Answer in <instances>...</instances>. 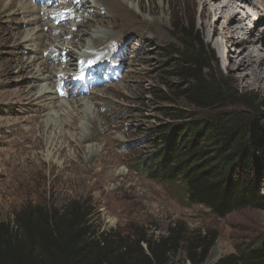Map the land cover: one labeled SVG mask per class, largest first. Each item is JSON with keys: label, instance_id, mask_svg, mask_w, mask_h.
I'll list each match as a JSON object with an SVG mask.
<instances>
[{"label": "rangeland", "instance_id": "obj_1", "mask_svg": "<svg viewBox=\"0 0 264 264\" xmlns=\"http://www.w3.org/2000/svg\"><path fill=\"white\" fill-rule=\"evenodd\" d=\"M7 1L0 0V7ZM116 1L119 3L120 0ZM137 1H123L132 9V17L124 18L114 14L112 19L113 12L107 9L109 19L105 18L104 8L95 4L94 0H88L91 8L83 16L99 21L110 29L96 25L85 29V34L79 31L76 37L73 35L75 42L84 39L83 46L72 49V56L63 60V67L66 71L72 69L71 63L77 64L80 56H88L89 46L98 47L96 39L102 38L99 43L106 41L105 35L109 31L112 36L117 35L119 40L124 41L125 69L123 66L122 80L100 88L108 95L83 98L74 96L77 105L69 103L66 94L62 93L65 80L56 86H62L57 94L60 102L55 100L56 93L51 90L53 81L56 84V75L62 72V57L58 60L60 65H54L52 82L36 78L39 69L37 62L40 59L35 58L36 66L32 72L15 67L18 59L30 61L42 51L43 46L38 53L35 52L38 47H35L34 39L26 44H23L22 39L35 33L41 21L53 27L52 32L58 30L60 33H54L62 35L67 31L75 33L77 21L74 20L73 24L63 23L61 28L54 27L53 21L48 19L27 25L25 21H9L13 7L6 13H0V223L11 224L15 212L26 206L63 209L69 202L76 201L89 213L91 230L96 233L131 235L140 231L143 235L157 238L166 236L170 227L180 226L190 236H208L214 243L204 264H214L234 252L237 245L251 247L260 244L264 252V178L261 207H247L231 211L224 217H216L203 205L186 203L183 189L179 185H168L151 179L140 170V166H136V163L149 159L157 144L156 131L165 123L173 122L174 110H181L184 114L196 112L175 93V79L170 77L171 69L165 60V54L176 49L178 26L188 23L196 30L203 42L214 51L215 59L211 64L213 71L222 74L235 88L264 94V81L259 85H249L239 79L238 73L231 74L232 69L224 64V49L220 46L224 41L219 35L222 19L217 23L216 32H212L210 27H204L200 7L198 4L192 5L193 0H140V5ZM109 4L106 2L108 8H111ZM263 5L264 0H260L259 7ZM95 7L97 15L92 14ZM29 8L33 10L34 6ZM121 9L118 11L121 12ZM220 10L221 4L216 5L215 11L219 13ZM254 12L251 10L252 15ZM17 13L13 16L26 20L36 11L24 15ZM73 14L79 13L75 9ZM237 17L239 19V15ZM144 20H155L158 23L155 25L160 29L148 27L143 24ZM230 28L234 30V26ZM251 28L258 29L255 34L264 44V14L263 20ZM18 29L23 34L21 38H17L15 33ZM78 29L84 30L83 27ZM120 30L124 32L116 34ZM69 37L64 36L63 39ZM50 42L59 43L56 39ZM252 44L248 43V46ZM254 44L264 46L259 41ZM130 61L132 64H129ZM118 73L116 65L105 67V82L102 85ZM69 74L73 72L69 71ZM98 80L97 74L88 73L86 85L92 87ZM111 84L113 86L110 87ZM22 90L23 93L28 90L31 93L22 99L18 96ZM43 92L52 97L41 101L44 106L48 105L45 110L34 100ZM80 103H83L82 107ZM75 109L79 113L83 111L90 118L99 109L101 133L106 137L102 135L96 141L95 138L83 139L81 141L85 148L79 147L78 139L70 137L69 128L64 123L69 119V114L75 115ZM81 122H85V119L77 120V126L71 129V133L73 130L76 134L80 132ZM54 125L62 131L59 132L60 128L54 130ZM82 129L85 131V124H82ZM62 133L67 135L66 140ZM23 136L26 137L24 141ZM36 140H41L43 145H36ZM30 143L35 146L29 148ZM58 147L63 150L61 153L56 151ZM62 168L66 169L61 171ZM181 256L178 260H181Z\"/></svg>", "mask_w": 264, "mask_h": 264}, {"label": "trees", "instance_id": "obj_2", "mask_svg": "<svg viewBox=\"0 0 264 264\" xmlns=\"http://www.w3.org/2000/svg\"><path fill=\"white\" fill-rule=\"evenodd\" d=\"M176 30V49L165 60L175 93L196 112L174 110L173 122L156 131L149 159L136 166L151 179L179 185L186 203L216 217L261 207L264 94L235 88L214 72V51L188 23ZM88 214L76 201L63 209L23 207L11 224L0 223V264H204L214 243L180 226L157 238L96 233ZM214 264H264V252L260 244L237 245Z\"/></svg>", "mask_w": 264, "mask_h": 264}, {"label": "bare ground", "instance_id": "obj_3", "mask_svg": "<svg viewBox=\"0 0 264 264\" xmlns=\"http://www.w3.org/2000/svg\"><path fill=\"white\" fill-rule=\"evenodd\" d=\"M60 1L63 2V0H60ZM123 1L120 0L119 3H117L116 0H113V2H111V0H109V1L108 0H94L95 4H97V5L99 4V6L101 8H104L105 16H106V17L105 16L104 17L109 18V19H110V16L107 14V9H109L110 11L113 12L112 13L113 18L111 17L112 19H114V14L118 17H121V16H123L124 18L132 17V14H131L132 9L129 8L127 3H124ZM259 1L260 0H193L192 1V5L198 4L200 7V18L202 20L203 26L204 27H210L212 32H216L217 23L220 19H222V22L220 25L221 29H220L219 35L224 40L223 43L220 45L224 49V54H222L224 64L226 67H230L232 69L231 74L232 73H238L239 79L245 81V83H247L249 85H259V84L263 83V81H264V46L261 47V46L254 44V42L259 41L260 45H262L263 41L261 40V38L257 37L255 34L256 31L258 32V29L257 28H254V29L251 28L255 24H259L263 20L264 5H263V7H259ZM18 2H19V0H8L2 7H0V13H6L10 7H13L11 9H14V11H12V15L11 14L9 15V21H14V22L25 21V22H27V25H30L33 23H39L41 20H43L42 16L38 15L39 9L33 8V10H31L29 8L31 5H29L30 3L28 0H24V1H21L19 3ZM106 2L110 3L109 7H111V8H108V6L106 5ZM20 3H22V4H20ZM137 3H138V5H140L141 1L138 0ZM218 4H221V10L219 13H217L215 11V6ZM56 5L57 4H55V6ZM190 6H191V4H190ZM117 7L122 8L121 12L118 11L119 8H117ZM90 8H91V5L88 4V0H83V1L82 0H67L65 10H64V14H67L69 16V18L77 21L76 26H78V27L77 28L75 27V30H74V31H76V30L77 31L75 33H69V31H67V32L63 33V35L62 34H55L54 32H52L53 27L51 28L50 25L47 26L46 22L41 21L40 24H38V30L35 33L31 34L29 37L24 36L22 39L24 42L23 44H26V43H28L29 40L34 39L36 41L35 47L36 48L38 47L35 50V52L38 53V50L40 49V47L43 46L42 51L39 53V56L33 57V60L29 61L28 59H26V61H25L24 59H21V58L18 59L17 61H15L16 62L15 67L17 66L20 68V70H25L26 72H32L36 66L35 65L36 63L34 62L35 58H37V60L40 59V61L37 62L39 65V69L37 70V73L35 71L36 78H39V81L46 80V81L52 82L54 80V79L52 80V77H54V76H52V75H54V73L52 71L55 68L54 65H57V66L60 65L58 60L61 57H62V59H60V60H67L68 56L69 57L72 56V49L73 48L77 49V48L83 46L82 40H84V39H79L78 42H75L74 38L72 37L73 35H74V37H76L80 32H82V34H85V33H87V31H85V29L88 30L90 27L96 26V25L107 28L108 30L110 29L108 27H105V25L101 24V22L93 21L94 19L92 20L90 18V20H92V23H91L90 20L88 19V17L86 19L83 16L84 13L89 12ZM75 9L78 11L79 14H73L72 13L73 11H75ZM251 10L255 11L253 15H256V17H254L252 15ZM17 11H18L17 14H19V15L28 14V13H31L32 11H36V14H32V17L30 16L26 20H23L22 18L20 19L19 16H13V15H15V13ZM149 12H152V11L149 10ZM121 13H122V15H121ZM92 14L93 15L98 14L96 7H95V10H93ZM238 15H239V19L237 17ZM257 17H258V19H256ZM255 19H256V21H255ZM156 23L157 22L155 20H152V21L146 20L143 24L148 25V27L154 26V27H156V29L157 28L160 29L158 27V25H155ZM248 24H249V26H248ZM109 25H111V24H109ZM135 25H136V23H135ZM46 26H47V29H44V27H46ZM232 26H234V30L232 28H230ZM246 26H247V29H245ZM79 27H81V28L83 27L84 30L78 29ZM58 28H61V27L59 26ZM134 29H136V28H134ZM246 30H247V32H246ZM123 32H124V30H120V31H117L116 34H118V33L122 34ZM15 33L17 34V38H21L23 35L22 32L19 31V29L16 30ZM68 35L71 37H69V39L67 38L68 40L67 39L64 40L63 37L68 36ZM105 36H106V39L104 38V36H103V38L106 41H104L103 43H99L100 41H102V38L95 40L96 42L98 41V45H99L98 47H90L89 46V55L88 56H80L77 64L71 63L72 69H70V70H79L84 65H86L87 62L94 55L98 54L104 48L105 49L102 51L106 52V55L104 56L105 59L102 60L100 63H98L96 66L91 67L90 70L101 71L105 65H109L110 63H119L120 66H123L124 60H125V58H124L125 55L123 54L124 51L119 52V50H118L119 39H118L117 35L112 36L111 34H109V31H108ZM160 37H163V36L161 35ZM55 39L58 40L59 43L53 44L52 42H50V40H55ZM90 41L93 42L92 40H90ZM149 42H151V40ZM248 43H253V44L251 46H248ZM23 44H21V46H24ZM44 45H46V46H44ZM119 46L122 47V43H120ZM58 48H59V50H58ZM151 48H155V47L152 46ZM123 50H124V48H123ZM44 51H45V55L43 56ZM123 55H124V57H123ZM57 56H58V59H56ZM68 61L71 62V60H68ZM129 64H132V61H130ZM57 70H58V72H60L59 68ZM66 74H67L66 69L64 67H62V73H60V75H62L63 77H61L59 79V81L61 82L62 80L63 81L65 80L64 84L68 83L69 87H71L67 91L66 97H67L68 102L71 103L72 105H73V103H75V104L77 103V101L75 100L76 98L74 96L79 95L78 97L83 98L85 96L91 97L92 95H108L102 89L91 91L85 86L84 83H82L80 85H76V82H78V81H72V79L69 78ZM122 75L118 79H116L114 82L116 83V82L122 80V78H124V75L123 76ZM102 81L103 80H101L99 82V84ZM113 84H111L110 87L113 86ZM56 86H57V84L54 85V81H53L51 90H53L54 93H56V97H54V98L56 101H58L57 94H58L61 87H56ZM100 92H101V94H100ZM119 92L120 91H118V93ZM30 93H31L30 90H28L26 93H23V90H22L19 92L18 96L23 99V96L26 97ZM81 95H84V96H81ZM46 98L48 99V98H52V97H50L47 93L43 92L41 94H38V96L34 100H36V104L40 105L45 110V106L47 108L48 105L44 106V103L42 104L41 101L47 100ZM65 100H66V98H65ZM58 102H60V101H58ZM80 106L82 107L83 103H80ZM77 110L78 109H75V115H73V113L71 115L69 114V119L66 120L64 123H66L67 127L69 128L68 133L70 134V137L72 136L76 140L78 139L79 147L85 148L83 146V143L81 140L95 138V141H96L103 135L101 133V128H102V126H101V122H102L101 120L102 119L100 116L101 112L99 109H97L95 111L94 117L90 118V117H87L83 113V111H80V113H79ZM68 113H70V112L68 111ZM55 114H57V113H55ZM80 118L85 119V122H81V124L79 126L80 132H78L76 134V133H74V130H73V133H71V131H72L71 129L77 126V120L79 121ZM80 121H82V120H80ZM82 124H85V131H83V129H82ZM49 126H48V128H49ZM57 128H60V127L55 126L54 130H57ZM60 131H62L61 128L59 129V132ZM62 137L64 140H66L68 138L65 133H62ZM104 137H106V135H103V138ZM22 140L23 141L26 140V137L23 136ZM29 142H28V144H29ZM36 145H43V143L41 140H38V141L36 140ZM34 146H35L34 144L30 143V146H28V147L31 148ZM56 151H59L61 153L63 150H61L60 147H58L56 149ZM92 154H93V151L91 152V155ZM77 166H79V164ZM65 169L66 168H62L60 170L63 171Z\"/></svg>", "mask_w": 264, "mask_h": 264}]
</instances>
